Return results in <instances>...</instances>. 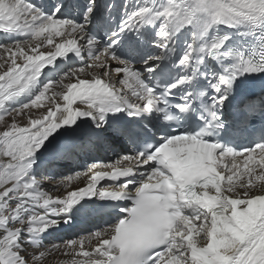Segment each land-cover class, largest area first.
<instances>
[{
  "label": "snow or ice",
  "instance_id": "snow-or-ice-1",
  "mask_svg": "<svg viewBox=\"0 0 264 264\" xmlns=\"http://www.w3.org/2000/svg\"><path fill=\"white\" fill-rule=\"evenodd\" d=\"M0 264H264V0H0Z\"/></svg>",
  "mask_w": 264,
  "mask_h": 264
},
{
  "label": "bare ground",
  "instance_id": "bare-ground-1",
  "mask_svg": "<svg viewBox=\"0 0 264 264\" xmlns=\"http://www.w3.org/2000/svg\"><path fill=\"white\" fill-rule=\"evenodd\" d=\"M57 181L58 180L55 179V180L50 182L51 188H48L45 185V190L49 191L50 193L55 195L56 194ZM73 183H76V182H73ZM60 191H63V188H60ZM99 203L100 202L97 201V204H99ZM94 208H95V205H86L85 208L82 209L80 211V213L77 214L73 226L70 229H64L61 232L57 233V236H60V237H76L75 234L70 232L76 227L77 228L81 227V229L84 230L83 232H81V235H77V236L87 235V233L90 230L95 229L97 226H103L104 221H106L108 218L107 213H106V211L108 209H104L102 211H94Z\"/></svg>",
  "mask_w": 264,
  "mask_h": 264
},
{
  "label": "rangeland",
  "instance_id": "rangeland-1",
  "mask_svg": "<svg viewBox=\"0 0 264 264\" xmlns=\"http://www.w3.org/2000/svg\"><path fill=\"white\" fill-rule=\"evenodd\" d=\"M100 155V158L101 159H106V157H105V155L103 154V153H100L99 154ZM67 174V173H66ZM62 177H60V176H57V180H59V179H61ZM50 182H48L47 184H46V186L48 187V188H51V186H50ZM84 230L83 229H81V227H78V228H76V230L73 232V234H75L76 236L77 235H81V232H83ZM76 232V233H75Z\"/></svg>",
  "mask_w": 264,
  "mask_h": 264
}]
</instances>
